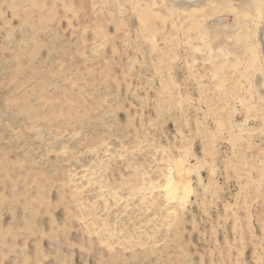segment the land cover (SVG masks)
<instances>
[{
    "label": "rangeland",
    "instance_id": "374dc122",
    "mask_svg": "<svg viewBox=\"0 0 264 264\" xmlns=\"http://www.w3.org/2000/svg\"><path fill=\"white\" fill-rule=\"evenodd\" d=\"M0 264H264V0H0Z\"/></svg>",
    "mask_w": 264,
    "mask_h": 264
},
{
    "label": "bare ground",
    "instance_id": "6f19581e",
    "mask_svg": "<svg viewBox=\"0 0 264 264\" xmlns=\"http://www.w3.org/2000/svg\"><path fill=\"white\" fill-rule=\"evenodd\" d=\"M165 187L167 195H169V197H179L181 195L180 188L177 183L174 182V179L172 177L169 178L168 184Z\"/></svg>",
    "mask_w": 264,
    "mask_h": 264
}]
</instances>
